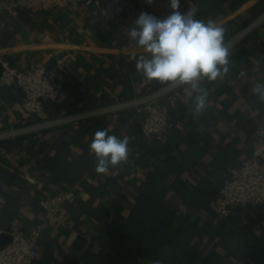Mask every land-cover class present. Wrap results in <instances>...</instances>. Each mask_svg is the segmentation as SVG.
Masks as SVG:
<instances>
[{"label": "crops", "instance_id": "obj_1", "mask_svg": "<svg viewBox=\"0 0 264 264\" xmlns=\"http://www.w3.org/2000/svg\"><path fill=\"white\" fill-rule=\"evenodd\" d=\"M194 2L197 19L226 29L230 70L223 80L202 81V114L180 98L162 141L142 138L128 105L174 87L144 81L132 59L143 49L126 33L141 12H152L0 13V56L20 70L73 56L60 102H46L29 123H20L22 92L0 84V238L27 234L42 220V200L74 189L78 200L62 224L41 236L37 264H264V205L218 217L223 183L252 155L264 127V102L252 92L264 83V0ZM241 71L247 75L238 80ZM101 129L129 137L130 148L128 161L105 174L95 171L89 148Z\"/></svg>", "mask_w": 264, "mask_h": 264}, {"label": "built area", "instance_id": "obj_2", "mask_svg": "<svg viewBox=\"0 0 264 264\" xmlns=\"http://www.w3.org/2000/svg\"><path fill=\"white\" fill-rule=\"evenodd\" d=\"M195 5L194 0H180V11L195 8ZM70 6L82 7L92 19L105 18L110 14L130 16L141 10L163 18L171 12L169 0H153L151 4L147 3V0H0V13L18 16L20 12H49ZM72 58L73 56L67 53L56 56L51 64L34 63L29 69L20 70L0 56V84L7 88H17L23 94L20 123H29L41 115L46 102H60L65 90L62 72ZM246 75V71H241L237 79ZM184 95V90L178 87L161 99L135 107L145 141H162L167 138L174 127L172 113ZM220 192V219L229 216V208L264 205V127H259L255 132L252 155L244 160L239 168L231 170L230 178L225 180ZM77 200L74 189L64 190L58 195L42 200L38 210L42 220L27 234L15 232L11 235L12 242L8 247L0 249V264H37L42 234L47 229L59 227L67 206L76 204Z\"/></svg>", "mask_w": 264, "mask_h": 264}, {"label": "clouds", "instance_id": "obj_3", "mask_svg": "<svg viewBox=\"0 0 264 264\" xmlns=\"http://www.w3.org/2000/svg\"><path fill=\"white\" fill-rule=\"evenodd\" d=\"M169 7L170 14L163 18L141 12L133 21L126 35L143 53L132 59L144 81L181 87L193 100L194 115H200L208 97L202 81L223 80L230 70L226 29L212 19H197L196 8L181 12L180 0H169ZM252 92L264 102V83H256ZM89 148L96 157L95 171L105 174L128 161L129 137L121 139L105 129L97 130Z\"/></svg>", "mask_w": 264, "mask_h": 264}, {"label": "water", "instance_id": "obj_4", "mask_svg": "<svg viewBox=\"0 0 264 264\" xmlns=\"http://www.w3.org/2000/svg\"><path fill=\"white\" fill-rule=\"evenodd\" d=\"M254 29V28H253ZM251 31V30H249ZM248 31V32H249ZM178 86H174L173 89L171 90V92L175 89H177ZM169 92V93H171ZM167 93V94H169ZM165 94V95H167ZM164 95V96H165ZM164 96H155V95H151V96H147L145 98H142L140 100H137V101H133V102H130L128 105L130 106H133V107H137V106H141L143 104H146L150 101H153V100H156V99H159L161 97H164ZM19 135V132H16L15 134H13V136H17ZM12 242V236L10 234H3L0 238V249H3L5 247H8V245Z\"/></svg>", "mask_w": 264, "mask_h": 264}]
</instances>
